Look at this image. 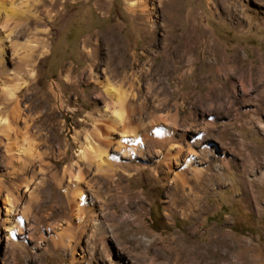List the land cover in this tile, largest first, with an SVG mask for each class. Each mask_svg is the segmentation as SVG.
<instances>
[{
	"label": "rangeland",
	"instance_id": "374dc122",
	"mask_svg": "<svg viewBox=\"0 0 264 264\" xmlns=\"http://www.w3.org/2000/svg\"><path fill=\"white\" fill-rule=\"evenodd\" d=\"M181 4L178 31L199 39L196 62L183 61L170 84L162 74L138 83L141 100H149L146 119L152 111L161 118L177 113L181 148H137L123 158L133 174L119 173L117 182L88 176L85 185H94L103 209L93 219L82 216L81 233L80 210L68 204L58 182L67 185L65 166L80 161L86 130L94 128L91 114L97 115L85 42L113 29L142 58L147 40L127 0H0V36L20 24L27 30L21 45H48L37 52L31 80L44 103L27 112L40 117L31 150L10 152L0 135V180H7L0 184V264H264V0ZM161 33L151 55L155 64L164 59ZM7 53L14 67L12 47ZM159 127L151 132L161 133ZM162 149H181L175 166H186L183 187L167 180ZM31 153L39 155L34 178L43 179L30 197L26 186H16L13 171L25 175L20 167ZM6 186L22 196L16 240L7 237L3 221Z\"/></svg>",
	"mask_w": 264,
	"mask_h": 264
},
{
	"label": "bare ground",
	"instance_id": "6f19581e",
	"mask_svg": "<svg viewBox=\"0 0 264 264\" xmlns=\"http://www.w3.org/2000/svg\"><path fill=\"white\" fill-rule=\"evenodd\" d=\"M127 1L128 9L138 16L140 32L147 40L142 58L135 50L132 51L129 42L120 37L113 29L98 31L84 45L90 57L86 71H88L91 81L96 85L94 112L97 115L91 114L94 128L86 130L87 144L85 143L86 145L81 147L78 155L80 161L65 166L64 175L69 177V180H66L68 188H66L65 180L61 179L58 182L61 184V188H64L69 200L68 204L73 203L80 210V217H78L80 218L81 233L85 226L82 216L88 215L93 219L98 210L103 209L99 203L102 202V199L99 192L94 189V185H85L88 176L100 174L107 180L117 182L119 173L133 174L132 170L135 168L123 158L131 157L137 148L143 150L149 144L152 146L162 144L163 147L173 144L172 148L180 146L179 139L176 137L178 135L176 132L178 130L177 113L161 118L157 116L159 112L151 110V114L147 113L150 117L146 119L144 110H146L149 100L147 98L141 100L140 90L142 87L140 88L138 83L146 80L151 81L155 74H162L166 76L170 84L172 75L183 69L185 65L183 61H189V65L191 62H196L195 54L199 39L193 36L191 31L184 30L185 28L182 29V33L178 31V28L183 26V19H181L183 0ZM8 13H11V17L15 15L10 11V8ZM159 30H162V33L158 42L164 59L160 64H155L156 56L152 57L151 55L156 41V33ZM26 31L25 27L22 28L20 24H16L5 33H1L0 36V82L5 85H2L4 86L2 88L0 85V135L2 134L3 138L8 140L7 150L21 153L31 150L30 146L33 140L31 131L40 121V117H29L27 112L36 109L43 103L31 80L36 77L37 52L40 48H44V51L48 49L46 40H42L36 46L33 45V42L25 46L21 45L18 38ZM9 47H12V55L18 59L14 67L9 66L10 60H13V57L10 59L7 53ZM190 53L193 54V57ZM190 73H193L192 70ZM150 90V87H147V93ZM99 101L104 103L103 106H99ZM155 125H163V129L159 127V130L163 131L152 133V128H156ZM182 138L184 139V137ZM180 151L181 149L175 152L171 150L164 152L163 149L160 151L168 168L166 178L168 181L176 183L177 187H183L187 182L184 171L186 166H183L184 170L182 171L175 166L179 167L181 164ZM38 157V154L31 153L26 166H19L25 175L20 176L18 167H15L17 169L14 168L13 171V177L18 180L15 183L16 186H26L30 191V197L38 189L43 179L34 178V173L39 170L33 169L32 166ZM32 169V175L26 174V171L29 172ZM1 182L7 183V180H0V184L3 185ZM6 187L8 194L6 195L3 221L6 224L7 237L16 240L14 238L15 226L18 228L21 224L17 223L19 219L17 221L15 219L20 214L24 215L22 196L19 193L20 196H18L9 186ZM94 221L99 226L98 219H94ZM230 264L235 263L231 262Z\"/></svg>",
	"mask_w": 264,
	"mask_h": 264
}]
</instances>
